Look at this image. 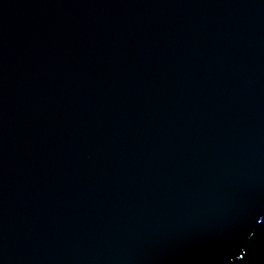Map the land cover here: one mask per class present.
<instances>
[{
	"label": "water",
	"instance_id": "obj_1",
	"mask_svg": "<svg viewBox=\"0 0 264 264\" xmlns=\"http://www.w3.org/2000/svg\"><path fill=\"white\" fill-rule=\"evenodd\" d=\"M0 264H264V0H0Z\"/></svg>",
	"mask_w": 264,
	"mask_h": 264
}]
</instances>
